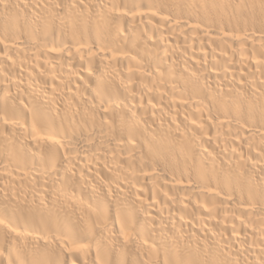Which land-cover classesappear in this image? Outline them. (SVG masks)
Here are the masks:
<instances>
[{"label":"bare ground","instance_id":"obj_1","mask_svg":"<svg viewBox=\"0 0 264 264\" xmlns=\"http://www.w3.org/2000/svg\"><path fill=\"white\" fill-rule=\"evenodd\" d=\"M0 264H264V0H0Z\"/></svg>","mask_w":264,"mask_h":264}]
</instances>
